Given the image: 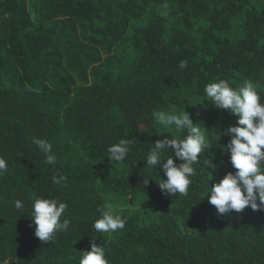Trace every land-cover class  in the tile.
<instances>
[{"label": "trees", "instance_id": "16d2710c", "mask_svg": "<svg viewBox=\"0 0 264 264\" xmlns=\"http://www.w3.org/2000/svg\"><path fill=\"white\" fill-rule=\"evenodd\" d=\"M220 79L264 93V0H0V264H79L92 238L109 264H264V210L221 215L207 197L236 171L214 129L238 117L205 100ZM161 111H187L210 140L187 195L164 196L163 171L142 160L157 140L183 138ZM120 139L132 151L113 165ZM38 197L66 203L71 221L46 243L31 219ZM106 202L124 229L94 231Z\"/></svg>", "mask_w": 264, "mask_h": 264}, {"label": "clouds", "instance_id": "9594fccd", "mask_svg": "<svg viewBox=\"0 0 264 264\" xmlns=\"http://www.w3.org/2000/svg\"><path fill=\"white\" fill-rule=\"evenodd\" d=\"M186 67V60L179 63L180 69ZM204 93L205 100L210 101L216 109L238 117L235 126L226 130L214 129L220 140L223 135L230 138L228 144L221 147L229 154L230 163L236 171L227 173L218 183L207 187L209 203L221 215L232 211L242 213L248 207L253 211L264 210V104L261 103L264 93H259L252 82L244 81L243 86L234 88L224 79L209 83ZM153 115L166 129L174 127L184 135L183 138L171 136L157 140L146 159H142L146 161L145 169L159 166L163 171L166 179L156 184L164 196L173 198L177 194L187 195L191 178L197 175L195 166L200 163L201 154L210 148L206 128L194 123L187 111L179 114L161 111ZM34 142L44 153L45 163L54 164L57 157L52 144L43 139ZM133 143V139H120L107 148V158L113 165L122 164L129 157ZM169 151L172 153L170 156L167 155ZM207 167L214 168V165L211 162ZM7 168V161L0 157V175ZM66 180L64 176L52 177L57 185ZM150 180L143 179V185H148ZM67 207L66 203L55 198L38 197L33 200L31 219L36 226L35 236L42 243L53 241L57 233L70 228L71 221L65 216ZM15 208L22 210L23 202L17 199ZM99 211L100 218L92 224L94 231L111 234L124 229L126 220L115 214L112 203L106 202ZM81 253L79 264H109L105 247L98 246L96 239L92 238L90 251Z\"/></svg>", "mask_w": 264, "mask_h": 264}]
</instances>
